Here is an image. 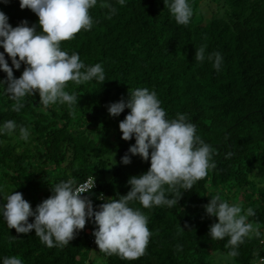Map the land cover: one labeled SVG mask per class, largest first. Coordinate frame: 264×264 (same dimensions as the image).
Wrapping results in <instances>:
<instances>
[{
	"label": "trees",
	"instance_id": "trees-1",
	"mask_svg": "<svg viewBox=\"0 0 264 264\" xmlns=\"http://www.w3.org/2000/svg\"><path fill=\"white\" fill-rule=\"evenodd\" d=\"M102 4L115 7L116 14L109 18V8ZM190 4L193 16L183 26L176 24L164 0H125L124 5L98 0L90 9L92 29L62 41L61 50L78 53L86 66L101 64L106 81L80 85L69 81L65 90L78 98L71 107L45 108L37 93L23 99L20 112L13 111L15 101L5 92L7 74L0 70V124L14 120L30 132L27 142L20 139L19 127L0 136V195L20 192L35 210L57 183L72 179L78 185L89 178L96 182L89 193L94 211L126 195L131 187L127 181L146 173L150 159L128 152L134 137L122 139L119 123L130 109L113 117L108 106L127 101L137 88L156 92L167 119L186 115L197 135L211 146L215 168L191 190L180 189L173 208L130 204L148 217L152 233L145 254L136 260L100 252L92 222H86L67 246L48 248L34 229L17 234L0 216V264L12 256L23 264H218L220 258L213 254L230 249L225 247L227 238L212 240L208 235L218 220L206 214L204 205L215 195L244 210L246 204L253 208L255 215L248 222L258 226L264 238V0H190ZM0 11L12 27L22 21L29 26L38 23L30 9H20L19 0L0 2ZM200 47L205 48L203 62L194 59ZM213 53L223 58L219 71L208 59ZM5 59L12 67L6 53ZM24 68L13 67L14 77L19 78ZM126 154L131 159L128 165L122 163ZM166 195L178 198V193ZM33 221L30 217L29 223ZM238 252L227 264H256L264 244L246 238Z\"/></svg>",
	"mask_w": 264,
	"mask_h": 264
},
{
	"label": "clouds",
	"instance_id": "clouds-1",
	"mask_svg": "<svg viewBox=\"0 0 264 264\" xmlns=\"http://www.w3.org/2000/svg\"><path fill=\"white\" fill-rule=\"evenodd\" d=\"M7 4L9 0H0ZM98 0H19L21 10L30 9L37 17V25L29 26L22 21L12 27L9 17L0 11V70L7 74L6 94L15 101L13 111L20 112L24 107L23 99L38 93L40 103L47 108L54 104H67L71 107L78 103L74 94L65 89L69 81L77 85L95 80L104 83L105 71L101 64L86 66L78 53L69 55L61 50V42L71 40L81 30L90 31L93 19L90 9ZM120 5L125 0H117ZM177 25L187 26L193 16L190 0H164ZM107 6L111 15L117 9ZM39 28V30H37ZM11 59L12 67L5 59ZM18 57V58H17ZM195 61L205 60V48L196 49ZM213 67L219 71L223 58L220 53L208 56ZM25 65L19 78L13 75ZM3 82V81H2ZM4 83V82H3ZM129 114L119 123L122 139H135L128 152L144 161L150 159V168L144 174L132 176L127 181L130 191L118 199L108 200L93 210V203L82 193H90L94 181L76 186L69 179L51 187L52 195L43 200L33 210L20 192L0 195V216L8 229L17 234L35 235L48 248L67 246L76 233L85 228L86 222L95 224L93 236L100 252L117 255L121 259L136 260L145 254L152 235L148 228V217L139 208L130 204L138 202L143 208L154 206L173 208L178 204L182 192L191 190L199 180L215 168L211 146L204 142L195 125L187 122L185 114H177L176 119H167L155 91L137 88L129 92L127 101L121 99L108 106V113L119 117L125 109ZM19 127L20 139L27 142L30 132L27 127L19 126L14 120L0 124V136L12 134ZM151 150V151H150ZM122 163H131L129 155L122 157ZM251 178V177H250ZM167 186V188L165 187ZM166 192L178 193V198H169ZM0 193L3 189L0 188ZM209 217L218 222L210 225L208 235L212 240L227 238L226 248L230 251L226 258L239 255L238 248L245 239L264 238L258 226L248 222L255 215L253 208L246 210L239 204H230L220 195L213 196L204 205ZM34 221L29 223V218ZM182 246L177 245V250ZM2 264H23L16 256L5 257ZM259 264H264L261 259Z\"/></svg>",
	"mask_w": 264,
	"mask_h": 264
},
{
	"label": "rangeland",
	"instance_id": "rangeland-1",
	"mask_svg": "<svg viewBox=\"0 0 264 264\" xmlns=\"http://www.w3.org/2000/svg\"><path fill=\"white\" fill-rule=\"evenodd\" d=\"M205 5V4H204ZM235 202V201H234ZM247 208H249V205L248 204H246L245 205V209H247ZM219 254H222V255H224V257H220L221 255H219ZM227 257V253H222V252H219V253H214L213 254V258L214 259H219L220 258V260H218V264H220V263H222V264H227L228 263V261H229V259H230V261H231V258H226ZM231 263H232V261H231Z\"/></svg>",
	"mask_w": 264,
	"mask_h": 264
},
{
	"label": "built area",
	"instance_id": "built-area-1",
	"mask_svg": "<svg viewBox=\"0 0 264 264\" xmlns=\"http://www.w3.org/2000/svg\"><path fill=\"white\" fill-rule=\"evenodd\" d=\"M89 181H94L93 179H91V178H89V179H87L86 181H84V182H82V183H79L78 185H76V186H79V185H81V184H86V183H88ZM94 183H95V186H94V188L96 187V182L94 181ZM93 188V189H94ZM92 189V190H93ZM91 190V191H92ZM81 196H87L89 199H90V194L89 193H82L81 194ZM91 200V199H90ZM261 259H264V254L263 255H260V257L257 259V261H256V264H259V262H260V260Z\"/></svg>",
	"mask_w": 264,
	"mask_h": 264
}]
</instances>
